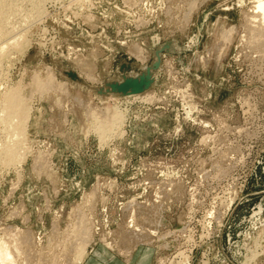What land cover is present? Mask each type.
I'll return each instance as SVG.
<instances>
[{
  "label": "rangeland",
  "instance_id": "rangeland-1",
  "mask_svg": "<svg viewBox=\"0 0 264 264\" xmlns=\"http://www.w3.org/2000/svg\"><path fill=\"white\" fill-rule=\"evenodd\" d=\"M17 3L7 39L25 43L0 64V101L19 89L29 108L25 157L0 164V241L22 249L15 264H264L256 0ZM31 3L41 12L23 22ZM148 71L140 94L109 86Z\"/></svg>",
  "mask_w": 264,
  "mask_h": 264
},
{
  "label": "bare ground",
  "instance_id": "bare-ground-1",
  "mask_svg": "<svg viewBox=\"0 0 264 264\" xmlns=\"http://www.w3.org/2000/svg\"><path fill=\"white\" fill-rule=\"evenodd\" d=\"M23 1V0H20ZM76 1V0H75ZM19 0H0V39L3 40V43H6L4 45H7V47H3L1 44V48H0V64L3 60L4 57H6L9 53V50H18V52L22 49L24 43L22 41H20L19 39L21 38H16L15 35H13L10 39H13V43L9 44L7 38H9L12 34V32H14L11 28L8 29V26L11 25V16L14 14H17L21 9L19 8ZM32 4V3H31ZM14 6H17L14 8ZM254 6V5H253ZM252 6V7H253ZM32 9L28 14L25 13V16L23 17V22L26 20H30V15H34V17H36L37 15H39L38 11V7L36 3L32 4ZM255 11L254 13L259 14L258 16L261 17L260 20H262V24L264 23V0H256V5L253 8ZM37 10V11H36ZM188 11V10H187ZM253 11V10H252ZM41 12V11H39ZM20 13V12H19ZM257 16V18H258ZM19 18V17H18ZM256 19V18H255ZM257 20V19H256ZM22 21V20H21ZM259 21V25H260ZM27 24V23H26ZM261 24V25H262ZM14 25V24H13ZM23 25V24H22ZM257 25V24H256ZM11 27V26H10ZM254 27V26H253ZM262 27V26H261ZM260 27V29H261ZM264 27V26H263ZM262 27V28H263ZM252 28V27H251ZM16 30V29H15ZM257 31V30H256ZM258 32V31H257ZM257 32H255L257 34ZM254 33V35H255ZM260 35L264 36V29L259 32ZM256 36V35H255ZM24 38V37H23ZM22 38V39H23ZM256 38V37H255ZM7 39V40H5ZM254 40V39H253ZM257 40V38H256ZM1 41V40H0ZM5 41V42H4ZM258 41V40H257ZM261 42L262 41V37H261ZM259 42V41H258ZM256 44V43H255ZM261 45V44H260ZM136 46V45H135ZM262 46V45H261ZM264 47V46H263ZM140 49L139 47L136 49L138 50ZM135 51V49L133 50ZM132 51V52H133ZM136 52V51H135ZM134 52V53H135ZM138 52V51H137ZM137 54V53H135ZM142 54V53H140ZM141 56V55H140ZM139 58V57H138ZM141 58V57H140ZM1 68V65H0ZM47 68V67H46ZM2 71V69H1ZM51 73V72H50ZM49 76V75H48ZM47 78V77H45ZM89 78V77H88ZM54 79V78H53ZM52 79V80H53ZM45 80V79H44ZM48 80V79H47ZM42 80H38L35 79V84L37 85L36 89L38 88V90L40 91H45L47 89H50V87L52 86V81L49 80L47 82H41ZM33 82V80H32ZM54 82V80H53ZM55 84V83H54ZM57 84V83H56ZM7 86V85H6ZM17 88V87H16ZM20 88V87H19ZM35 89V87H34ZM22 90V89H21ZM48 92V91H46ZM4 94V93H3ZM2 94V95H3ZM43 94V93H42ZM147 94V93H146ZM33 96V95H32ZM130 96V95H129ZM23 96L20 95V90L19 89H9V91L5 92L4 96L2 97L3 99L0 101L2 102L0 104V111L3 112L5 114V123L3 121V125L6 124V131L4 132H8L10 134H12L13 138H11L10 142L8 141L7 143H5L4 145H0V164H5V165H14V164H18L21 163L23 158L25 156H23L24 154L22 152H20L21 150H23V148H21V150L19 149L18 146H21V143L24 142L23 137H24V121L26 117H28V107H26L27 105L25 104V101H23V99L21 98ZM30 98V97H29ZM25 100V99H24ZM150 101V100H149ZM112 111V109H111ZM114 111V110H113ZM115 112V111H114ZM118 112V111H117ZM105 113V112H104ZM119 113V112H118ZM121 113V112H120ZM115 113L112 116H107L105 118L104 124H102V126L100 128H98V131L100 132V134H104L105 132V128L109 125H115V123L117 122V120L121 119V114ZM102 115V114H101ZM119 118V119H118ZM16 120V121H15ZM119 122V121H118ZM121 122V120H120ZM120 122L118 124H120ZM1 124V125H2ZM26 125V124H25ZM5 127V126H4ZM3 127V129H5ZM115 128V127H114ZM107 131V130H106ZM95 132V131H94ZM22 136V137H21ZM22 147V146H21ZM25 152V151H24ZM50 155V154H49ZM38 157V156H37ZM36 159V158H35ZM39 159V157H38ZM40 161V160H39ZM40 164V163H38ZM7 166V167H8ZM14 167V166H13ZM45 167V166H44ZM37 168V167H36ZM35 169V168H34ZM51 170V169H50ZM48 175V174H47ZM91 198V197H90ZM230 200V199H229ZM233 203V202H232ZM231 204V203H230ZM228 206V205H227ZM230 207V206H229ZM87 218V217H86ZM89 219V218H88ZM84 221V220H83ZM82 221V222H83ZM80 223V222H79ZM88 224V223H87ZM86 226V225H85ZM81 229L83 227V233H81L80 236V243L78 246V252H79V257L78 260H81V258H83V254H84V248L87 242V236H86V232H85V227L83 225L80 226ZM87 228V226H86ZM91 228V227H90ZM17 229V228H16ZM78 231V230H77ZM89 231V230H88ZM77 233V232H76ZM79 233V231H78ZM75 234V233H74ZM27 235V234H26ZM88 235V234H87ZM76 236V235H75ZM74 236V238H75ZM78 236V235H77ZM91 236V235H90ZM13 237V236H12ZM89 237V236H88ZM25 238V237H24ZM16 239V237H15ZM78 239V238H77ZM20 240V238H19ZM18 240V241H19ZM2 241V240H1ZM0 241V264H15L16 262V255L19 254V248L16 247L14 245V247H11L9 245V242L6 243L4 241L1 242ZM31 241V240H30ZM78 241V240H76ZM14 242V241H13ZM11 243V240H10ZM22 243V241H21ZM24 243V242H23ZM27 243V242H26ZM14 244V243H13ZM18 245V244H16ZM29 246V245H28ZM75 249V248H74ZM22 250V249H21ZM22 252V251H21ZM63 252V251H62ZM252 253V252H251ZM25 254V253H24ZM24 256V255H23ZM78 256V255H77ZM255 257V253H252L250 257H248L249 259H247V264L250 263V261H252ZM75 259L76 256H75ZM75 261V260H74ZM222 259L220 258V263H221ZM81 262V261H80ZM219 264V263H218Z\"/></svg>",
  "mask_w": 264,
  "mask_h": 264
},
{
  "label": "water",
  "instance_id": "water-1",
  "mask_svg": "<svg viewBox=\"0 0 264 264\" xmlns=\"http://www.w3.org/2000/svg\"><path fill=\"white\" fill-rule=\"evenodd\" d=\"M169 47V46H168ZM157 57L159 54L157 53ZM158 66V62L154 65ZM153 80L150 71L138 77L123 76L120 81L109 84L113 93L119 95H136L140 94L151 87Z\"/></svg>",
  "mask_w": 264,
  "mask_h": 264
}]
</instances>
